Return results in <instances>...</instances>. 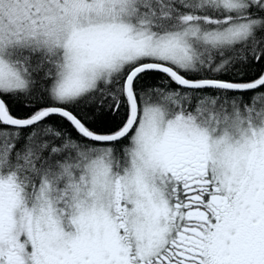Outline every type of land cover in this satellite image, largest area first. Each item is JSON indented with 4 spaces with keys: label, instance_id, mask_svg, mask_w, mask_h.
<instances>
[{
    "label": "snow or ice",
    "instance_id": "snow-or-ice-1",
    "mask_svg": "<svg viewBox=\"0 0 264 264\" xmlns=\"http://www.w3.org/2000/svg\"><path fill=\"white\" fill-rule=\"evenodd\" d=\"M0 264H264V0H0Z\"/></svg>",
    "mask_w": 264,
    "mask_h": 264
}]
</instances>
